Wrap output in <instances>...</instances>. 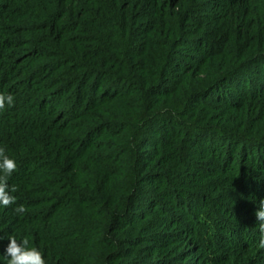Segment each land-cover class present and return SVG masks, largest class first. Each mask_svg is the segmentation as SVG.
Masks as SVG:
<instances>
[{
	"label": "trees",
	"instance_id": "trees-1",
	"mask_svg": "<svg viewBox=\"0 0 264 264\" xmlns=\"http://www.w3.org/2000/svg\"><path fill=\"white\" fill-rule=\"evenodd\" d=\"M0 93V254L264 264V0H0Z\"/></svg>",
	"mask_w": 264,
	"mask_h": 264
},
{
	"label": "clouds",
	"instance_id": "clouds-1",
	"mask_svg": "<svg viewBox=\"0 0 264 264\" xmlns=\"http://www.w3.org/2000/svg\"><path fill=\"white\" fill-rule=\"evenodd\" d=\"M15 104V97L12 94L0 93V110L5 105L12 107ZM17 163L14 158L9 156L4 147H0V208L16 205L13 211L17 215L25 213L23 205L17 204V191L15 185L8 184L9 178L17 170ZM258 222L259 238L258 247L264 248V200L259 201V207L255 212ZM0 264H49L45 253L41 248L30 246L27 236L22 238L10 237L3 254H0Z\"/></svg>",
	"mask_w": 264,
	"mask_h": 264
}]
</instances>
